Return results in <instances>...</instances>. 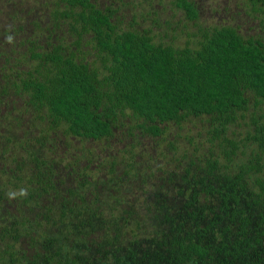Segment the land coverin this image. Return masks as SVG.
Returning a JSON list of instances; mask_svg holds the SVG:
<instances>
[{"label":"trees","instance_id":"trees-1","mask_svg":"<svg viewBox=\"0 0 264 264\" xmlns=\"http://www.w3.org/2000/svg\"><path fill=\"white\" fill-rule=\"evenodd\" d=\"M9 1L13 22L4 34L19 32L23 24L15 20L23 9L28 14L34 8L32 2ZM38 4L47 5L48 19L43 23L36 15L28 33H18L35 62L25 70L16 66L18 79L11 82L16 92L25 93L36 116L49 122L31 138L37 146L56 150L49 133L59 125L67 134L99 138L113 135L122 123L119 115L128 114L123 131L135 138L160 134L169 121L208 114L213 125L206 139L219 151L209 148L197 166L201 172L185 166L174 193L166 188L153 192L150 204L158 208V221L141 235L135 229L140 218L131 215L132 209L115 214L113 202L98 197V183L85 171L92 157L81 165L83 176L74 185L65 173L76 171L77 157L57 152L56 158H44L31 149L35 163L29 180L34 184L26 187L27 195L15 196L14 209L4 206L8 195L0 183V238L16 241L27 233L32 253L18 256L8 241L0 250V264H264V109L250 116L252 125L243 138L226 132L237 111L247 108V92L253 93L255 105L264 104L262 38L220 23L199 26L193 39L178 45L153 40L147 28H117L110 8L94 0ZM246 4L264 16V0ZM175 5L187 18H196L194 0H176ZM65 34L71 35L69 41ZM87 53L93 55L90 60ZM249 142L253 147L235 159ZM57 160L67 165L60 164L65 172L58 176ZM48 164L53 169L46 172ZM165 170L161 178L174 181L175 169ZM128 220L131 236L122 245L118 237Z\"/></svg>","mask_w":264,"mask_h":264},{"label":"rangeland","instance_id":"rangeland-1","mask_svg":"<svg viewBox=\"0 0 264 264\" xmlns=\"http://www.w3.org/2000/svg\"><path fill=\"white\" fill-rule=\"evenodd\" d=\"M94 1L102 9L110 8L111 20L117 28H147L156 41L163 40L181 45L193 39L192 32L199 26L220 23L234 24L241 34H256L264 41V16L251 9L246 0H194L198 9L194 19L187 18L183 9L175 5L176 0ZM30 2L34 5L32 11L27 14L23 9L20 18L15 20L22 23L23 28L19 32L12 33L10 30L4 34L6 24L13 22L10 17L13 5L9 0H0V52L4 49L6 51V54L0 53V87L4 90L0 96V183H4V192L7 195L9 192L19 195L21 189L27 191L26 187L34 184L29 180L35 163L29 152L31 149L44 158H56L57 152L60 155L65 154L67 159L77 157L73 159L76 171L65 173L66 180L74 185L83 176L78 172L81 165L87 162V158L92 157L85 171L90 173L87 177L98 183V197H104L106 204L113 202L115 209L112 211L115 214L132 209L131 215L140 218L138 226L135 224V229L138 234L144 235L153 227V223L158 221V216L155 215L158 208L150 204L154 198L153 192L164 191L166 188L168 192L174 193L175 185L179 182L180 173L185 166H191L196 172H201V168L197 166L202 164L209 148L211 147L214 153L219 151L218 145H211L206 139L207 129L213 125V121L208 114H191L179 123L169 121L160 134H142L132 138L123 131L127 122H130L129 116L122 114L119 115L122 123L115 127L113 135L92 138L67 134L59 125L49 133V143L53 146L57 144L56 150L37 146L31 138L39 135L41 128L49 122L36 116L37 111L25 101V93L16 92L11 83L13 79H18L11 72L18 70V67L22 70L32 68L35 62L27 50L29 43L21 39L23 34L18 33H28L26 28L30 29L31 19L36 15L41 21L44 20L43 23L48 19L47 5H39V0H23L21 3L28 5ZM9 36L12 37L11 42L8 40ZM63 39L69 41L71 35L65 34ZM81 47L89 48V45L82 44ZM86 57L90 60L93 55L87 53ZM13 61L17 62L15 66L10 65ZM246 94L247 108L238 110L236 117L227 123L226 128L228 135L237 139L243 138L250 129V116L258 115L264 109L263 103L254 104L253 93ZM28 142L30 144H27ZM253 145L249 142L242 146L244 152L238 150L234 158H242ZM60 164L65 166L61 160L54 161L57 176L65 172L63 167H59ZM46 166V172H49V168L53 169L50 164ZM110 167L112 170L109 172ZM169 167L176 171L174 181L161 178L167 174L165 169ZM42 174L44 175L43 171ZM18 200L23 202L20 197ZM2 202L11 210L14 209L16 201L8 195ZM26 206L24 203L22 208ZM0 209L3 210L2 207ZM105 211L110 212L108 208ZM130 222L131 220H128L123 224L124 230L118 237V243L122 242V245H125L127 238L131 236ZM8 241L12 242L11 248L18 251V256L31 255L32 247L28 243L31 238L27 233L22 232L16 241L10 236L0 238V250Z\"/></svg>","mask_w":264,"mask_h":264},{"label":"clouds","instance_id":"clouds-1","mask_svg":"<svg viewBox=\"0 0 264 264\" xmlns=\"http://www.w3.org/2000/svg\"><path fill=\"white\" fill-rule=\"evenodd\" d=\"M8 40H9V42H11L12 37L9 36V37H8ZM8 195H9V198L11 199V198H15V196L17 195V193H15V192H9ZM19 195H21V196H25V195H27L26 190L21 189L20 192H19Z\"/></svg>","mask_w":264,"mask_h":264},{"label":"flooded vegetation","instance_id":"flooded-vegetation-1","mask_svg":"<svg viewBox=\"0 0 264 264\" xmlns=\"http://www.w3.org/2000/svg\"><path fill=\"white\" fill-rule=\"evenodd\" d=\"M13 75H15V72H11ZM16 76V75H15Z\"/></svg>","mask_w":264,"mask_h":264}]
</instances>
